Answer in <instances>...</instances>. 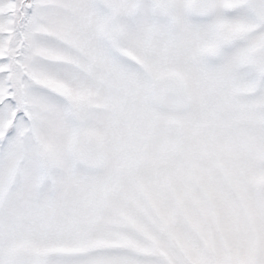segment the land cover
<instances>
[{
    "label": "snow or ice",
    "instance_id": "6c2138e0",
    "mask_svg": "<svg viewBox=\"0 0 264 264\" xmlns=\"http://www.w3.org/2000/svg\"><path fill=\"white\" fill-rule=\"evenodd\" d=\"M0 264H264V0H0Z\"/></svg>",
    "mask_w": 264,
    "mask_h": 264
}]
</instances>
